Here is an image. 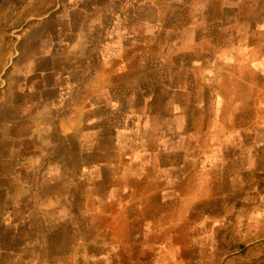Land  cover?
<instances>
[{
  "label": "crops",
  "instance_id": "1",
  "mask_svg": "<svg viewBox=\"0 0 264 264\" xmlns=\"http://www.w3.org/2000/svg\"><path fill=\"white\" fill-rule=\"evenodd\" d=\"M66 1L0 23V264H264V0Z\"/></svg>",
  "mask_w": 264,
  "mask_h": 264
},
{
  "label": "rangeland",
  "instance_id": "2",
  "mask_svg": "<svg viewBox=\"0 0 264 264\" xmlns=\"http://www.w3.org/2000/svg\"><path fill=\"white\" fill-rule=\"evenodd\" d=\"M66 3V0H0V23L9 27L7 28L9 37L7 42L12 40L15 43L16 40L19 39L18 34L21 33L20 29L23 25L28 23L35 24L38 21H46L49 26L55 25L58 23L57 20L60 12H54L50 15V19L44 18L41 20L42 18L40 15H46L48 13L47 9L51 11L53 8L57 7V5H60L61 8H63ZM27 7H29V10H26ZM42 8H44L45 11H43ZM27 11H29V18L26 16ZM15 25L16 27H14ZM14 29L17 30L12 32Z\"/></svg>",
  "mask_w": 264,
  "mask_h": 264
}]
</instances>
